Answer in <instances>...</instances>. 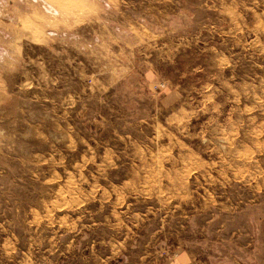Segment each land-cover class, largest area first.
Returning a JSON list of instances; mask_svg holds the SVG:
<instances>
[{"label":"rangeland","instance_id":"374dc122","mask_svg":"<svg viewBox=\"0 0 264 264\" xmlns=\"http://www.w3.org/2000/svg\"><path fill=\"white\" fill-rule=\"evenodd\" d=\"M0 264H264V0H0Z\"/></svg>","mask_w":264,"mask_h":264},{"label":"crops","instance_id":"0c3cea01","mask_svg":"<svg viewBox=\"0 0 264 264\" xmlns=\"http://www.w3.org/2000/svg\"><path fill=\"white\" fill-rule=\"evenodd\" d=\"M184 261V260H183Z\"/></svg>","mask_w":264,"mask_h":264}]
</instances>
